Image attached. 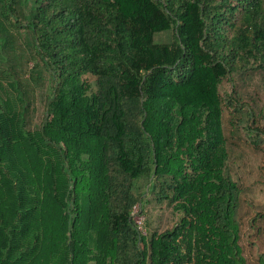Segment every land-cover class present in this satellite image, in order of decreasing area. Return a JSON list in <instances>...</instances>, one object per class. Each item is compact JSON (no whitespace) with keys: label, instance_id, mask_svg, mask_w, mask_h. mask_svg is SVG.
<instances>
[{"label":"trees","instance_id":"1","mask_svg":"<svg viewBox=\"0 0 264 264\" xmlns=\"http://www.w3.org/2000/svg\"><path fill=\"white\" fill-rule=\"evenodd\" d=\"M256 67L264 0H0V264H249L221 85Z\"/></svg>","mask_w":264,"mask_h":264},{"label":"rangeland","instance_id":"2","mask_svg":"<svg viewBox=\"0 0 264 264\" xmlns=\"http://www.w3.org/2000/svg\"><path fill=\"white\" fill-rule=\"evenodd\" d=\"M22 36L25 34L22 33ZM155 39L158 42H171L173 33L161 32ZM252 70L248 74H235L232 78L224 79L221 93L225 98L223 127L230 150L227 167L242 189L241 203L236 213L241 223L240 242L248 263L259 264V257L264 255V68ZM45 91L44 85L38 87L39 112L36 121L41 119ZM235 92L239 103L233 106L228 99ZM242 102L248 104L247 109L241 108ZM249 108H253L254 113L248 112ZM249 125L253 131L247 128ZM259 129L261 132L257 131ZM144 206V211L139 215L144 218L147 233L153 230L161 232L178 218L165 203L154 201L152 195L144 198Z\"/></svg>","mask_w":264,"mask_h":264},{"label":"built area","instance_id":"3","mask_svg":"<svg viewBox=\"0 0 264 264\" xmlns=\"http://www.w3.org/2000/svg\"><path fill=\"white\" fill-rule=\"evenodd\" d=\"M140 206H138V204L135 206L134 208V212H133V218L136 222V225L138 227V229L143 233L146 234L147 233V228L145 226V221L144 218L142 216L139 215L140 211H139Z\"/></svg>","mask_w":264,"mask_h":264}]
</instances>
